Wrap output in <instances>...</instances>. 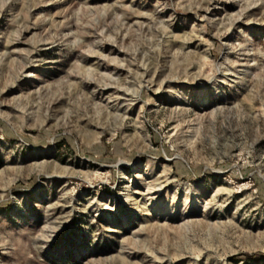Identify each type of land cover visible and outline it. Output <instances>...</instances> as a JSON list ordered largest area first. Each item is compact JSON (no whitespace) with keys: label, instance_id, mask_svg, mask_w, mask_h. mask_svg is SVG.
Listing matches in <instances>:
<instances>
[{"label":"rangeland","instance_id":"obj_1","mask_svg":"<svg viewBox=\"0 0 264 264\" xmlns=\"http://www.w3.org/2000/svg\"><path fill=\"white\" fill-rule=\"evenodd\" d=\"M0 264H264V0H0Z\"/></svg>","mask_w":264,"mask_h":264},{"label":"bare ground","instance_id":"obj_2","mask_svg":"<svg viewBox=\"0 0 264 264\" xmlns=\"http://www.w3.org/2000/svg\"><path fill=\"white\" fill-rule=\"evenodd\" d=\"M87 69H88V68H87ZM82 83H83V85H86V86H87V85H88V83H90V82H88V81H87V82H86V81H84V82H82ZM105 87H106V86L104 85V87H103V88H105ZM93 89H94V88H93ZM100 89H101V88H100ZM96 90H97V89H96ZM114 107H115V106H114ZM117 107H118V106H116V107H115V110H117Z\"/></svg>","mask_w":264,"mask_h":264}]
</instances>
